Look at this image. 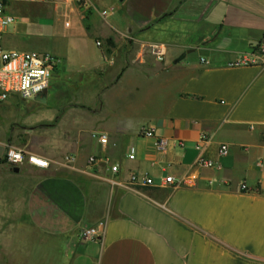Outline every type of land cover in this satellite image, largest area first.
<instances>
[{"label": "crops", "instance_id": "1", "mask_svg": "<svg viewBox=\"0 0 264 264\" xmlns=\"http://www.w3.org/2000/svg\"><path fill=\"white\" fill-rule=\"evenodd\" d=\"M32 4L29 18L52 21L44 51L15 21L1 45L59 65L45 103H0V158L21 148L47 166L0 161V264H264V64L232 63L264 37V0H87L67 28ZM201 135L215 167H194ZM185 173L195 186H157ZM131 174L156 185L128 186Z\"/></svg>", "mask_w": 264, "mask_h": 264}, {"label": "built area", "instance_id": "2", "mask_svg": "<svg viewBox=\"0 0 264 264\" xmlns=\"http://www.w3.org/2000/svg\"><path fill=\"white\" fill-rule=\"evenodd\" d=\"M51 3L57 18L62 20L64 27L69 26L68 14L73 7H82L87 0H0V103L6 101L13 95L19 96L23 100L34 99L37 95L46 93L52 76L59 65V59L46 52L38 51H16L6 50L1 45V36L7 27L15 21V17L8 13V8L12 3ZM102 16L107 15V11H101ZM96 45H100L99 42ZM151 58L156 62H163L166 54V48L163 44H149L146 46ZM235 65H250L253 63L264 64V37L258 44L257 48L253 50L249 56H242L238 60L232 62ZM142 135L149 138H154L152 130H143ZM91 137L95 139L100 145L107 143V137L104 134L93 133ZM209 138L206 135L199 137L196 149L198 155L194 160V167L212 168L215 164L205 158L201 153L208 144ZM155 147L159 151L164 149V140L155 139ZM228 147L221 144L218 149L219 155H225ZM133 151L128 154V159H133ZM4 159L10 166H20L22 164H29L38 168H45L47 161L43 158L27 153L21 148L8 147L4 152ZM89 162H95L94 157L89 158ZM111 171L116 172L117 166H111ZM195 177L191 173H185L178 180L169 175L160 180L157 186H164L165 184H174L176 186L183 185L193 187L195 186ZM156 185L153 180L148 177L139 178L136 174H131L128 179V186L134 185ZM241 190L254 193L256 190H248L242 184ZM82 238H95L99 235L97 228H87L81 233Z\"/></svg>", "mask_w": 264, "mask_h": 264}, {"label": "rangeland", "instance_id": "3", "mask_svg": "<svg viewBox=\"0 0 264 264\" xmlns=\"http://www.w3.org/2000/svg\"><path fill=\"white\" fill-rule=\"evenodd\" d=\"M32 3H25V2H20L19 5L17 6V9L20 10V15L18 16V19L15 21L18 26V33H29L31 35V43H33L34 48L36 50L44 51V45L40 44L41 41L45 42V39H47L48 34L51 31V25L52 21L48 20L47 18H37V19H32L29 18L28 11L32 9L31 7ZM33 5V4H32ZM27 17V18H24ZM13 39V38H12ZM3 42V41H2ZM13 42L10 41L9 46L10 47H5L4 44L2 43V46L8 50H21L20 48L13 46ZM0 161H5L4 156L0 158ZM25 248V246H24ZM40 248H34L32 245L29 247V252L33 254L36 257H42V254L39 253ZM48 255H52V252L48 249L46 250Z\"/></svg>", "mask_w": 264, "mask_h": 264}, {"label": "water", "instance_id": "4", "mask_svg": "<svg viewBox=\"0 0 264 264\" xmlns=\"http://www.w3.org/2000/svg\"><path fill=\"white\" fill-rule=\"evenodd\" d=\"M34 101H36L38 103H45V101H46V93H42L41 95H37L34 98Z\"/></svg>", "mask_w": 264, "mask_h": 264}]
</instances>
